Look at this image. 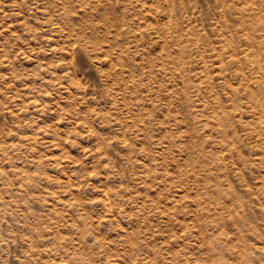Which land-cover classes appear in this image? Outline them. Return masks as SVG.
Segmentation results:
<instances>
[{"label":"rangeland","instance_id":"obj_1","mask_svg":"<svg viewBox=\"0 0 264 264\" xmlns=\"http://www.w3.org/2000/svg\"><path fill=\"white\" fill-rule=\"evenodd\" d=\"M262 21L0 0V264H264Z\"/></svg>","mask_w":264,"mask_h":264},{"label":"bare ground","instance_id":"obj_2","mask_svg":"<svg viewBox=\"0 0 264 264\" xmlns=\"http://www.w3.org/2000/svg\"><path fill=\"white\" fill-rule=\"evenodd\" d=\"M182 1H183V0H182ZM177 2H179V1H177ZM173 3H174V2H173ZM181 4H182V3H181ZM183 4H184V2H183ZM173 6H174V5H173ZM260 18H262V17H259V19H260ZM262 19H263V18H262ZM260 20H261V19H260ZM258 21H259V20H258ZM259 22H260V21H259ZM262 22H263V21H262ZM263 24H264V22H263ZM260 25H261V24H259V26H260ZM262 28H263V26H262ZM198 29H199V28H198ZM198 29H197V30H198ZM263 29H264V28H263ZM199 30H201V29H199ZM199 30H198V31H199ZM187 31H189V30H187ZM198 31L195 30V32H198ZM190 33H192V30H191ZM193 33H194V32H193ZM199 33H200V32H199ZM188 34H189V33H188ZM186 35H187V34H186ZM189 35H190V34H189ZM187 36H188V35H187ZM248 37L250 38V36H248ZM248 37H247V38H248ZM256 37L258 38V36H256ZM256 37H255V38H256ZM259 37L261 38L262 36H259ZM257 38H256V39H257ZM260 38H259V39H260ZM186 39H187V38H186ZM231 39H232V37H231ZM231 39H230V41H229L230 43L233 42V41H231ZM251 39H252V38H251ZM189 40H190V39H189ZM228 40H229V39H228ZM232 40H233V39H232ZM262 40L264 41V38H263ZM185 41H186V40H185ZM180 43H181V41H180ZM184 43H185V42H184ZM187 43H188V42H187ZM260 43H261V42H260ZM229 45H232V44H229ZM260 45H261V44H259V48L264 47V46L261 47ZM262 45H263V44H262ZM232 46H234V43H233ZM181 47H182V46H181ZM185 48H186V47H185ZM185 48H184V49H185ZM263 49H264V48H263ZM235 50L237 51V48H235ZM235 50H234V52H235ZM260 50H261V49H260ZM184 51H185V50H184ZM261 51H263V50H261ZM182 52H183V51H182ZM232 52H233V50H232ZM234 52H233V53H234ZM263 52H264V51H263ZM263 52H262V53H263ZM259 53L262 54L260 51H259ZM235 54H237V52H236ZM235 54H234V55H235ZM246 54H247V53H246ZM263 54H264V53H263ZM263 54H262V55H263ZM237 55H238V54H237ZM248 55H249V54H248ZM252 55H253V54H252ZM258 55H259V54H258ZM246 56H247V55H246ZM253 56H254V55H253ZM260 56H261V55H260ZM260 56H259V57H260ZM263 57H264V56H263ZM248 58H249V56H248ZM250 58H252V56H251ZM254 58H256V55L253 57V59H254ZM243 61H244V60H243ZM245 61H247V57H246V60H245ZM250 61H251V60H250ZM250 61H249V62H250ZM253 61H254V60H253ZM258 61H261V60H258ZM251 62H252V61H251ZM244 63H246V62H244ZM252 63H253V62H252ZM256 63L260 64L261 62H256ZM254 64H255V63H254ZM207 65H208V64H206V66H205L206 68L209 67V66H207ZM240 65H241V62H240ZM240 65H239V67H240ZM242 65H243V64H242ZM256 65H257V64H255L254 67H255ZM261 65H264V63H263V64H260V66H261ZM260 66H259V67H260ZM239 67H238V69H239ZM259 67H258V68H259ZM262 67H263V66H262ZM263 69H264V67H263ZM239 70H240V69H239ZM241 70H242V69H241ZM209 73H211V72H209ZM261 74H263V73H261ZM262 76H263V75H262ZM253 78H254V77H252L251 79H253ZM257 78H258V77H257ZM260 79H261V78L259 77V80H260ZM263 79H264V78H263ZM255 80H256V79H254V82H255ZM259 80L257 79V82H258ZM248 81H250V80H248ZM261 81L263 82V80H261ZM251 82H252V80H251ZM251 82H250V83H251ZM255 83H256V82H255ZM258 83H259V82H258ZM263 84H264V83H263ZM263 84H262V86H263ZM248 85H249V84H248ZM251 85H252V84H251ZM257 86H259V84H257ZM260 86H261V85H260ZM262 86H261V87H262ZM199 87H200V86H199ZM253 87H254V86H253ZM253 87H252V88H253ZM252 88H250V89H252ZM254 88H255V87H254ZM258 88H260V87H258ZM230 89H231V88H230ZM233 89H234V88H233ZM256 89H257V87H256ZM256 89H255V90H256ZM262 89H264V88H262ZM231 90H232V89H231ZM255 90H254V91H255ZM232 91H233V90H232ZM251 91H252V90H251ZM254 91H253V92H254ZM257 91L259 92L260 89H258ZM263 91H264V90H263ZM263 91H262V92H263ZM233 92H235V91H233ZM231 93H232V92H231ZM236 94H237V93H236ZM263 94H264V93H263ZM234 95H235V94H234ZM258 95L260 96L261 94H258ZM231 96H233V95L231 94ZM233 97H234V96H233ZM259 99H260V98H259ZM259 101H260V100H259ZM259 101H258V102H259ZM260 102L262 103V101H260ZM221 104H222V103H221ZM258 104H260V103H258ZM222 106H223V104H222ZM259 107H261V106H259ZM220 108H221V107H220ZM222 108H223V107H222ZM262 108H264L263 104H262ZM260 109H261V108H260ZM262 110H264V109H262ZM261 112H262V111H261ZM262 113H263V112H262ZM221 116H222V113H221ZM217 124H218V123H217ZM218 127L220 128L221 126H218Z\"/></svg>","mask_w":264,"mask_h":264}]
</instances>
